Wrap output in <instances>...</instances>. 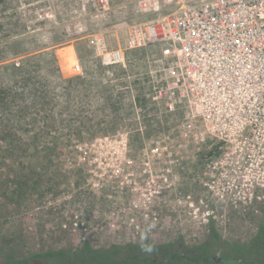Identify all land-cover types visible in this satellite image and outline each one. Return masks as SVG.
Returning <instances> with one entry per match:
<instances>
[{
	"label": "rangeland",
	"instance_id": "obj_1",
	"mask_svg": "<svg viewBox=\"0 0 264 264\" xmlns=\"http://www.w3.org/2000/svg\"><path fill=\"white\" fill-rule=\"evenodd\" d=\"M140 1L0 0V55L52 52L64 78L78 76L71 70L78 62L83 75L96 74L95 85H116L113 98L126 93L123 82L141 86L148 100L133 111L96 110L97 124L110 121L95 130L106 136L44 158L39 148L13 164L0 159V264H65L83 259L85 244L97 252L145 240L205 246L217 262H263L254 242L264 240V151L251 147L264 139L207 133L199 108L171 94L156 47L126 52L124 66H105L88 42L99 34L108 50L123 47L129 25L171 8L151 0L157 13ZM99 66L107 68L101 76ZM58 252L64 256H48Z\"/></svg>",
	"mask_w": 264,
	"mask_h": 264
},
{
	"label": "built area",
	"instance_id": "obj_2",
	"mask_svg": "<svg viewBox=\"0 0 264 264\" xmlns=\"http://www.w3.org/2000/svg\"><path fill=\"white\" fill-rule=\"evenodd\" d=\"M170 11L128 26L127 40L108 50L89 37L105 66L125 65V53L156 47L177 93L198 109L206 132L220 138L264 139V0H163ZM145 9L159 3L141 0ZM83 75L78 62L71 66ZM252 150L264 151L255 142Z\"/></svg>",
	"mask_w": 264,
	"mask_h": 264
},
{
	"label": "trees",
	"instance_id": "obj_3",
	"mask_svg": "<svg viewBox=\"0 0 264 264\" xmlns=\"http://www.w3.org/2000/svg\"><path fill=\"white\" fill-rule=\"evenodd\" d=\"M18 43L21 41H11L2 48ZM105 70L107 68L99 66L97 74L101 76ZM122 74L114 79L120 81ZM95 75L64 78L52 52L34 54L25 49L0 55V159L13 164L25 152H36L39 148L46 150L44 158L59 147L76 146L106 136L95 130L99 124L110 121L102 120L97 124L96 110L110 113L130 107L133 111L147 104L141 86L129 88L120 82L118 87L126 88V93L120 92L113 98L116 85L97 86L93 81ZM132 90L135 94L129 100ZM16 178L23 180L20 175ZM211 233L217 238L213 229ZM255 246L257 254L263 256L259 264H264V240L258 239ZM242 252L239 249V254ZM82 253L83 259L69 260L65 264H258L254 259L238 257L217 262L205 246H186L181 240L164 245H153L145 240L139 245L113 246L97 252L85 244ZM48 256H64V253Z\"/></svg>",
	"mask_w": 264,
	"mask_h": 264
},
{
	"label": "bare ground",
	"instance_id": "obj_4",
	"mask_svg": "<svg viewBox=\"0 0 264 264\" xmlns=\"http://www.w3.org/2000/svg\"><path fill=\"white\" fill-rule=\"evenodd\" d=\"M71 54V53H70ZM62 58V57H61ZM70 58H71V61H75V58H74V55H73V53L70 55ZM64 63V62H63ZM67 63V62H66ZM65 66V65H64Z\"/></svg>",
	"mask_w": 264,
	"mask_h": 264
}]
</instances>
